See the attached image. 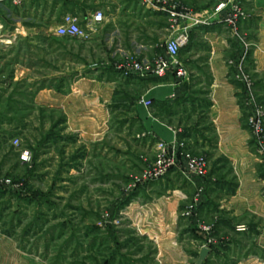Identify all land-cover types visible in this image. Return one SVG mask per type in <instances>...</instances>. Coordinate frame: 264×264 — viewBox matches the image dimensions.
Returning <instances> with one entry per match:
<instances>
[{"label": "crops", "instance_id": "1", "mask_svg": "<svg viewBox=\"0 0 264 264\" xmlns=\"http://www.w3.org/2000/svg\"><path fill=\"white\" fill-rule=\"evenodd\" d=\"M237 1L248 17L234 29L221 21L227 11L212 16L215 0H176L186 13L176 26L168 4L162 7L156 0H0V25L27 15L49 25V30L29 32L31 38H45V47L68 39L52 30L66 14L78 16L85 27L96 10L104 12L105 20L92 39L106 40L105 55L115 59L136 54L152 60L176 29L189 35L179 52L189 69L183 82L174 72L143 77L93 64V76L78 78L74 92L43 89L35 98L60 106L69 128L91 142L94 151L102 146L117 151L122 142L129 150L134 144L146 165L157 143L177 137L208 157L206 178L193 181L182 172L172 173L160 181V188L172 189L171 195L144 206L150 220L145 231L156 237L163 264H186L192 258L197 264L203 247L210 249L203 264H264V150L248 124L245 86L237 75L242 62L254 73L255 90L264 99V0ZM246 42L249 56L243 61ZM100 73L103 77H97ZM143 98L152 105L142 104ZM201 186L195 217L183 215Z\"/></svg>", "mask_w": 264, "mask_h": 264}, {"label": "rangeland", "instance_id": "2", "mask_svg": "<svg viewBox=\"0 0 264 264\" xmlns=\"http://www.w3.org/2000/svg\"><path fill=\"white\" fill-rule=\"evenodd\" d=\"M27 16L0 25V178L11 179L9 185H0V264H163L156 237L145 231L150 220L144 216V206L160 195H171L172 189L166 192L160 181L177 171L149 182L141 181V175L154 162L158 144L170 142L157 143L146 165L145 157L141 160L133 151L134 144L129 150L122 142L117 151L106 146L94 151L91 142L69 128L60 106L35 100L43 89L74 92L78 78L93 76V64L114 68L104 63L139 56L105 55L106 40L92 39L93 31L85 40L66 37L45 47V38H31L29 32L49 30V25ZM248 56L246 42L241 60ZM239 68L237 75L245 86L243 103L250 112L248 124L264 150V99L255 90L254 73L242 62ZM186 69L182 82L189 76ZM260 78L264 79L263 72ZM259 113L261 135L250 122ZM175 139L184 143L182 152L206 158V175L196 176L206 178L208 157ZM94 153L98 155L93 157ZM203 191L198 188L183 215L195 217ZM201 226L212 230L211 225ZM186 264L196 263L192 258Z\"/></svg>", "mask_w": 264, "mask_h": 264}, {"label": "built area", "instance_id": "3", "mask_svg": "<svg viewBox=\"0 0 264 264\" xmlns=\"http://www.w3.org/2000/svg\"><path fill=\"white\" fill-rule=\"evenodd\" d=\"M18 3L19 0H14ZM157 4L164 7L168 4L166 9L169 10L172 22L176 26L179 20L186 15L176 0H156ZM212 16L217 17L222 12L227 11L225 17L221 21L228 23L232 28L236 29L242 20L248 16L242 7L241 3L237 0H215L213 6ZM105 20V14L102 10H96L90 17L85 27L79 23V18L73 14H66L56 33L63 37H80L87 38L90 33L100 26ZM201 22V21H198ZM189 35L185 31L178 29L165 40L162 44L163 52L157 54L152 60L141 59L139 57L125 56V61L120 62H105L104 65L114 67L123 72H135L136 74L147 77H164L170 72H174L179 80H182L187 75V69L184 64L179 60L180 49L187 44ZM129 58V60H128ZM141 103L146 107L152 105V101L146 98L141 99ZM262 114L250 117L251 124L254 125L256 133L261 135L262 129ZM18 142V141H16ZM184 143L178 142L176 139L170 143H159L157 146V155L154 162L142 173L141 181H156L164 178L172 171H179L185 174L188 179L192 180L193 177L206 175V158L192 156L189 153L181 151ZM28 152L22 154L23 159H27ZM10 178H0V185H9ZM244 229V226H240Z\"/></svg>", "mask_w": 264, "mask_h": 264}, {"label": "water", "instance_id": "4", "mask_svg": "<svg viewBox=\"0 0 264 264\" xmlns=\"http://www.w3.org/2000/svg\"><path fill=\"white\" fill-rule=\"evenodd\" d=\"M210 249L208 247H203L201 252H200V256L199 259L197 261V264H202L204 262V260L207 258L208 254H209Z\"/></svg>", "mask_w": 264, "mask_h": 264}]
</instances>
